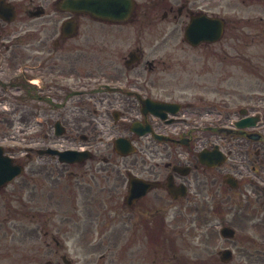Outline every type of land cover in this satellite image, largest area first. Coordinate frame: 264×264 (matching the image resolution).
I'll return each instance as SVG.
<instances>
[{
  "label": "flooded vegetation",
  "instance_id": "af4514ba",
  "mask_svg": "<svg viewBox=\"0 0 264 264\" xmlns=\"http://www.w3.org/2000/svg\"><path fill=\"white\" fill-rule=\"evenodd\" d=\"M84 1L0 0V149L27 168L30 221L59 220L77 264H264V0H127L108 19ZM205 13L223 35L193 45ZM57 136L84 157L45 154Z\"/></svg>",
  "mask_w": 264,
  "mask_h": 264
},
{
  "label": "rangeland",
  "instance_id": "374dc122",
  "mask_svg": "<svg viewBox=\"0 0 264 264\" xmlns=\"http://www.w3.org/2000/svg\"><path fill=\"white\" fill-rule=\"evenodd\" d=\"M191 1L201 5L205 0ZM169 2L175 5V11L182 4V0H169ZM238 3L239 0H214L210 7L212 12L218 13L220 8L224 11L227 5ZM168 23L170 24L166 27L172 32L175 24L171 18ZM240 95L243 97L242 106L246 107L244 98L249 95V92H242ZM26 174L27 172L24 173V178H19L11 189L0 192V264H47L50 260L55 264H63V255L70 258L73 264H77L80 259L76 248V237H65L59 234L61 224L59 220L53 221L49 227L40 220L39 224L43 232L40 231L35 221H30ZM37 190L40 193V189ZM8 197L9 200H7ZM47 230L50 234L45 233ZM51 233H55L54 236ZM55 239L61 240L64 246H57ZM98 260H100L99 254Z\"/></svg>",
  "mask_w": 264,
  "mask_h": 264
},
{
  "label": "water",
  "instance_id": "95a60500",
  "mask_svg": "<svg viewBox=\"0 0 264 264\" xmlns=\"http://www.w3.org/2000/svg\"><path fill=\"white\" fill-rule=\"evenodd\" d=\"M211 28L209 30V32L207 34H213L214 30L216 28V24H212V22L210 23ZM206 26H207V22H206ZM64 156V160L68 161V162H74L75 161V153H66L63 154ZM22 172V168L18 167V166H11L8 165L6 162H4L3 160L0 161V180L4 181H10L13 177L19 175Z\"/></svg>",
  "mask_w": 264,
  "mask_h": 264
}]
</instances>
